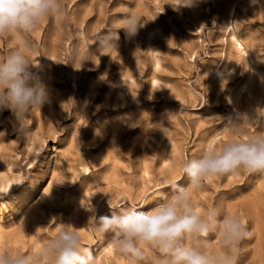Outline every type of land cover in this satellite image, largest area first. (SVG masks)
I'll return each instance as SVG.
<instances>
[{
  "label": "rangeland",
  "instance_id": "374dc122",
  "mask_svg": "<svg viewBox=\"0 0 264 264\" xmlns=\"http://www.w3.org/2000/svg\"><path fill=\"white\" fill-rule=\"evenodd\" d=\"M169 3L66 0L62 21L48 19L23 37L49 99L25 118L30 140L17 133L10 110L0 111V171L12 181L0 185V248L34 251L71 223L96 264H129L115 250L97 259L110 236L95 230L87 209L97 218L111 215L108 202L148 210L171 194L169 180L188 183L179 161L233 138L223 131L228 119L264 108V0H193L178 11ZM129 12L144 22L132 37L118 29ZM116 29V48L99 51L97 35ZM19 44L0 37V60ZM54 154L62 162L55 171ZM192 197L202 209L240 215L253 237L242 242L237 264H264V175L212 177Z\"/></svg>",
  "mask_w": 264,
  "mask_h": 264
},
{
  "label": "clouds",
  "instance_id": "9594fccd",
  "mask_svg": "<svg viewBox=\"0 0 264 264\" xmlns=\"http://www.w3.org/2000/svg\"><path fill=\"white\" fill-rule=\"evenodd\" d=\"M192 3L174 0L168 5L178 11ZM66 11V0H0V37L20 38V44L0 60V111L12 112L17 133L27 140L32 132L25 118L48 102L49 92L33 72L23 37L48 19L62 21ZM121 24L118 29L129 37L144 26L134 12ZM118 29L97 35L99 51L116 48ZM249 125L257 131L250 133ZM162 131L166 135L167 128ZM223 131L233 138L219 144L208 142L199 156L178 162L188 183L169 180L171 194L155 206L145 211L144 207L108 202L111 215L98 218L93 206L87 209L93 213L90 218L95 230L108 234L111 246L127 257L129 264H237L241 244L251 239L253 232L240 215L221 206L198 207L192 194L202 191L212 177L241 172L264 175V108H256L253 116L240 114L228 119ZM0 264H96V256L82 243L73 224L61 223L34 251L0 248Z\"/></svg>",
  "mask_w": 264,
  "mask_h": 264
},
{
  "label": "bare ground",
  "instance_id": "6f19581e",
  "mask_svg": "<svg viewBox=\"0 0 264 264\" xmlns=\"http://www.w3.org/2000/svg\"><path fill=\"white\" fill-rule=\"evenodd\" d=\"M236 15V10L234 7H230V9H228V18H233L234 16ZM231 20V19H230ZM229 26V25H228ZM227 28V27H226ZM232 27L230 26V29ZM230 34V41H232V44L234 45L236 51L240 52V53H245L244 52V47H243V42H242V39L241 38H237L235 36L234 33H229ZM219 71V70H218ZM220 72V71H219ZM57 153V152H56ZM53 157V164L54 166L52 167L53 168V171H55L56 169L60 168V164L62 163L59 156L57 154H54ZM50 163V162H49ZM49 168V167H48ZM11 179L2 171H0V185L6 189L8 187H10V184H11ZM43 190V189H42ZM43 192V191H42ZM40 194V193H39ZM38 197V196H37ZM35 198V199H31L30 201L26 202V205H25V209L23 210V212L21 213V219L23 220L26 215L30 212V210L33 208V206L37 203L38 199L39 198ZM15 201V200H14ZM27 201V200H25ZM23 203V202H22ZM15 210H17V208H15ZM20 213V211H19ZM20 220V218H19ZM25 220V219H24ZM1 225H0V241H1V238H2V235H1ZM104 254L105 256H102V254H100L101 256H99L97 259H99L100 261L102 260L101 257H107L108 255H112L114 254V248L111 246V241L107 242V244L105 245L104 249ZM103 254V255H104ZM115 255V254H114ZM107 259V258H106ZM109 260V259H108ZM106 263V262H105ZM98 264V263H97ZM107 264V263H106Z\"/></svg>",
  "mask_w": 264,
  "mask_h": 264
}]
</instances>
